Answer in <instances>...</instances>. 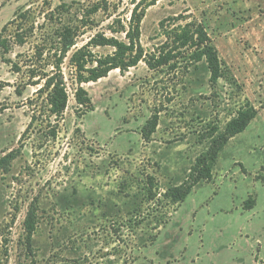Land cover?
I'll return each instance as SVG.
<instances>
[{
  "label": "rangeland",
  "instance_id": "obj_1",
  "mask_svg": "<svg viewBox=\"0 0 264 264\" xmlns=\"http://www.w3.org/2000/svg\"><path fill=\"white\" fill-rule=\"evenodd\" d=\"M62 4L69 6L63 22L80 27L87 9L102 4L73 51L102 32L128 42L121 26L129 29L138 6L143 18L132 37L145 55L156 53L176 23L202 22L225 77L213 84L206 62L191 63L187 51L176 68L151 70L142 60L84 84L93 103L85 111L68 58L70 98L58 122L42 99L34 104L29 67L50 69L36 50L55 45L62 18H47ZM23 11L30 14L18 18ZM17 33H25L24 44ZM4 35L0 159L15 157L0 168V264H254L260 248L264 261V0H0ZM247 103L259 114L220 153L212 180L174 203L168 191L192 181L197 160ZM254 193L261 194L258 207L246 212V202L256 205Z\"/></svg>",
  "mask_w": 264,
  "mask_h": 264
},
{
  "label": "trees",
  "instance_id": "obj_2",
  "mask_svg": "<svg viewBox=\"0 0 264 264\" xmlns=\"http://www.w3.org/2000/svg\"><path fill=\"white\" fill-rule=\"evenodd\" d=\"M102 4H95L87 9L84 18L81 19L80 25L74 26L63 22L69 6L62 4L54 8L47 19L53 16H60L62 23L55 32V45H50L46 50L40 46L36 50L37 59H43L50 69L47 71L45 65L33 64L29 68L30 85L38 87L37 98L45 102V108L50 118L60 121L64 118V114L69 103V92L63 65L69 58L70 66L75 71L77 89L75 99L79 107L87 111L93 107L92 99L84 84L98 82L109 76L112 71L120 70L122 73L138 66L144 60L151 70H158L163 67H177V61L187 53H190L191 63L206 62L207 68L211 74V82L216 84L225 77L223 61L219 56L217 48L202 22H190L185 25L176 23L171 31H167L168 38L156 51L151 55H145L142 47L137 45L132 37L134 31H139L140 22L143 13L139 14V6L133 11L130 27L127 30L124 26L121 28L127 32L128 42L121 41L116 37H108L105 32L98 33L91 38L87 45L75 49L77 38L80 36L81 28H86L92 18L101 10ZM30 11L20 12L18 18L26 19ZM174 22H178V18H173ZM163 28L165 23L162 24ZM9 25L3 29V34L7 32ZM22 28V27H21ZM23 30V29H21ZM114 30V29H111ZM23 32V31H22ZM117 33L118 31H112ZM16 40L20 44L25 43V33H17ZM10 41L3 36L0 40V47L5 51L9 50ZM97 48H111L112 53L100 55L94 52ZM73 51V52H72ZM51 62V63H50ZM9 63H12L9 61ZM14 71L20 73L23 71L21 65H15ZM33 102V101H32ZM33 104V103H32ZM259 110L250 103L242 107L237 115L227 124L225 130L218 133L212 140L209 150L202 155L192 169L190 183H184L178 187L168 191L169 197L174 203L184 202L191 194L193 188L202 181H210L213 178V168L218 160L220 153L227 146L229 141L237 135L248 129L250 124L257 118ZM218 130H216V133ZM14 153H11L0 159V168L9 165L14 159ZM251 202L245 203V209H251ZM35 210L29 211L26 220V229L31 236L36 228Z\"/></svg>",
  "mask_w": 264,
  "mask_h": 264
},
{
  "label": "crops",
  "instance_id": "obj_3",
  "mask_svg": "<svg viewBox=\"0 0 264 264\" xmlns=\"http://www.w3.org/2000/svg\"><path fill=\"white\" fill-rule=\"evenodd\" d=\"M252 124V123H251ZM250 124V125H251ZM250 127V126H249ZM249 127H248V129H249ZM246 131H244L243 133H245ZM243 133H241V134H239V135H237L236 137H238V136H240V135H242ZM236 137H234L233 139H235ZM233 139H231L229 142H231ZM229 144V143H228ZM228 144H227V146H228ZM227 146L224 148V150L222 151V152H224L225 150H227ZM219 161H220V159H219ZM244 162V161H243ZM245 163V162H244ZM261 163V162H260ZM218 164H219V162H218ZM256 165V164H255ZM258 165V164H257ZM223 170V169H222ZM230 170V169H229ZM215 172V171H214ZM214 172H213V174H214ZM246 175L244 174V177H245ZM228 179H230V177L228 178ZM240 179V178H239ZM234 181V180H233ZM236 182V181H235ZM258 184V183H257ZM258 185H260V187L262 186L263 188H262V190L261 191H264V183H262V184H258ZM261 193V192H260ZM252 195H255L256 196V205L254 206V208H252L251 207V209H246V210H248V211H246V212H253V213H255V211H256V209H257V207H258V202H259V199H260V195L261 194H258V193H254V194H252ZM261 237H262V235H261ZM260 237V238H261ZM259 244V243H258ZM262 245L260 244V247H261ZM259 251V253H258V255H259V258H260V251H261V248H260V250H258ZM258 255H257V257H256V262H258L257 261V259H258ZM260 260H261V258H260ZM256 262L254 263V264H256ZM261 262H262V264H264V261H262L261 260Z\"/></svg>",
  "mask_w": 264,
  "mask_h": 264
}]
</instances>
